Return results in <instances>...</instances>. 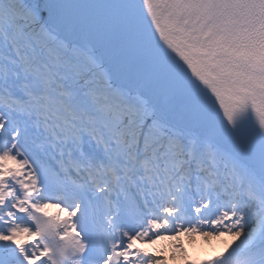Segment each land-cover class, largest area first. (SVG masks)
Wrapping results in <instances>:
<instances>
[{
  "label": "rangeland",
  "instance_id": "374dc122",
  "mask_svg": "<svg viewBox=\"0 0 264 264\" xmlns=\"http://www.w3.org/2000/svg\"><path fill=\"white\" fill-rule=\"evenodd\" d=\"M10 2L13 3L11 8L3 5V0H0V88L1 85H5L4 81L11 79L19 72V67L23 71L38 60L43 61L41 69L46 70L39 72V75L43 76L39 81L41 82L43 79L45 81L38 82L37 88L50 98L42 99L43 106L40 108L35 106V112L49 113L50 116L57 115L60 124L68 120L67 116L71 109L77 114H95L97 117L86 122V126L91 129L95 126L103 127L102 136L97 135L102 141L103 151L110 152L114 157L119 153L127 155L126 161L123 162L126 167L133 166L135 153L138 152L142 162L140 165L145 167L146 171L152 170L156 173L157 176L149 183V187L153 189V197L156 199L155 206L151 207L153 214L148 222L154 232L148 237L140 236L138 233L128 242L139 249H146L147 255L142 264H164L165 261L167 264H184L190 250L196 248L202 250L203 247L227 243L230 239H241L252 228H256L255 226L260 223L263 217V206L259 202L258 195L251 188L242 187L230 172L225 173L224 170L216 168L211 161L209 152H205L199 158L191 159L190 149L184 145L183 148L176 140L160 142L156 138L154 139L152 137L154 131L151 126L147 127V132L144 135L139 133L136 130L140 118L139 109L120 107L118 109L124 113V117L121 118L120 114H115L114 107H106L104 110L99 108L98 106L105 101L121 102L120 98L114 97L116 93L108 95L103 91L106 84L104 72L93 73L90 71L92 67L87 60L72 55H63L60 50L64 46L61 42L54 41L47 29L41 26L38 19L28 10V6L23 3V0H10ZM12 16H18L21 22L18 21V24L14 25V30L10 31ZM65 50L71 53L74 49L66 48ZM56 78H58L57 82L54 80ZM22 88L24 89V85ZM3 92L2 88L0 94ZM144 93L146 95L147 90ZM99 95H103V97L99 98ZM1 98L2 96H0V100ZM60 114L62 116H59ZM73 124L69 120L65 126L70 128ZM73 140L74 144H78L79 139L76 136H73ZM159 143H165L166 147H169L166 149L167 151L163 152V156L155 155V149H149L147 154L144 153L149 146ZM172 147H176L177 151ZM176 153L180 154L178 158L175 157ZM9 156L7 151L5 153L0 151V166H2L4 158ZM193 162L202 165V169L207 170L209 179L193 173L189 167ZM183 165H186V172L172 174L174 170ZM217 185L219 187L216 190ZM170 189L173 191L165 198L163 191L168 192ZM228 194H231L232 197L225 201L224 197ZM237 197H239L238 200H236ZM244 197L255 200L257 204V209L250 214L251 217L242 215L239 209V204ZM167 202L171 209L164 214L168 221L165 227L170 231L214 228L220 229L221 234L217 239L209 241L196 237L194 242H186L184 244L185 258L178 262L176 259L170 260L165 235L161 231L164 226H158L160 220L158 207ZM51 204L55 206L54 203ZM191 205L194 208L189 217L187 216L189 218L187 221L184 212L186 207ZM0 208L6 210V205L1 204ZM249 226V229L243 230ZM240 230H243L240 237H228L227 235L229 231L240 232Z\"/></svg>",
  "mask_w": 264,
  "mask_h": 264
},
{
  "label": "bare ground",
  "instance_id": "6f19581e",
  "mask_svg": "<svg viewBox=\"0 0 264 264\" xmlns=\"http://www.w3.org/2000/svg\"><path fill=\"white\" fill-rule=\"evenodd\" d=\"M28 6V10L32 12L34 17L38 19L39 24L43 26L42 14L40 8L35 0H23ZM48 31L54 35V32L47 25ZM56 35H54L55 37ZM77 45L71 53L65 52L64 48L60 52L67 56L80 57L90 63V69L93 73L104 72L106 76V68L100 64L103 62V57L99 53L98 46L94 44L93 40L89 37H80L76 40ZM43 61H37L34 65L29 66L28 69L23 70L19 67L16 75L11 79L4 81V86L1 85L0 89H4L3 94L13 96L15 99L22 100V109L17 111L13 110L19 106L21 102H15L9 106L6 103L0 102V151L4 153L9 151L12 142H4L2 140V131L5 128H13V139L20 136V139L25 142L33 135L41 137L42 141L48 137L58 138V135L52 127L57 122L51 119L45 121L42 117L45 115L35 113L33 110L34 104L30 101L36 94L34 86L32 85L34 79L31 78L34 70L39 66H43ZM24 83H28L26 88H22ZM103 91L114 97L121 99L120 107H127L129 109H139L140 118L136 126V130L142 135L145 134L148 126L153 129L152 137L161 142H170L176 140L180 146L189 148L191 151L190 158L195 159L203 156L205 152H209L211 161L219 170H224L232 174V177L237 183H241L242 187L251 188L260 199V204L263 206V217L260 223L252 228L244 238L230 239L227 243H219L210 247H203L202 250L196 248L190 250L188 258L184 264H231L253 256L255 253L263 252L264 250V158L250 149L246 141L238 136H234L230 132L219 133L217 131H204L199 129L196 123H192L190 128L186 126H178L175 122L167 119L160 111L153 109L144 93L145 88L138 87L132 84L130 89L118 88L112 89L109 83L104 85ZM88 100V99H86ZM29 102V104L27 103ZM28 106V107H27ZM27 107V108H26ZM100 107V106H99ZM14 111V112H13ZM32 118V120H31ZM77 124L85 123L88 117H76ZM27 122H33V127ZM75 135L80 139L86 140V145L90 152L97 151L100 155L98 162H105L104 166L110 169L117 170L118 179L111 185L112 191L117 192L123 182L133 180L136 187H138L139 196L144 200L145 208L149 210L143 224L140 225L138 233L140 236L148 237L154 232L153 227L148 225L151 218L150 208L156 203L153 197V189L149 187V183L157 175L155 172H147L144 167L135 166L131 170L132 165H126L121 168L116 165L117 160L122 159L121 162L126 161L127 155L119 153L115 157L110 152H105L102 149V141L97 135L102 136L101 127L97 132L89 133V129L84 125L77 126ZM64 138V137H63ZM61 141L58 142V144ZM49 143L47 150L43 154V158H58L63 157L67 162L78 161L80 159L78 149L71 141L65 145H58ZM184 145V146H183ZM88 161L87 159H83ZM97 162V163H98ZM125 178V180H124ZM99 180H104L101 175ZM91 181L89 182V184ZM108 189L105 186L104 189ZM46 201L44 192L41 190V185L33 180L32 175L24 167L23 162L17 160L15 155L12 158L5 157L2 166H0V206L6 205V210L0 208V248L6 249L8 254L12 256L13 262L11 264H44L43 258L40 257L41 251L37 246L35 239V232L29 222V213L31 209L42 211L45 213H54L56 215L66 214L73 219L75 212L71 213L64 207H58L49 204ZM185 218L189 217L190 212L185 210ZM189 221V218H187ZM122 250V264H142L146 257V249L142 250L128 241L124 243ZM249 255V256H248ZM248 256V257H246ZM164 264H167L165 261Z\"/></svg>",
  "mask_w": 264,
  "mask_h": 264
},
{
  "label": "trees",
  "instance_id": "16d2710c",
  "mask_svg": "<svg viewBox=\"0 0 264 264\" xmlns=\"http://www.w3.org/2000/svg\"><path fill=\"white\" fill-rule=\"evenodd\" d=\"M3 3L10 6V3L7 0H3ZM12 5V4H11ZM16 20V19H15ZM239 197L236 198L238 200ZM239 209L241 210L242 215H246L251 217V213L254 212L257 209V204L255 203V200L249 199V198H242ZM250 226L245 229L244 231L249 229ZM229 231L227 233L228 237L234 236V237H240L242 235V231ZM221 234V232H214V230H196L184 233L183 231H175L174 233H167L166 234V246L167 250L170 253V260H175L176 262L182 261L185 258L186 252L184 248V244L186 242H194L196 237H200L202 240L209 241L213 239H217L218 235Z\"/></svg>",
  "mask_w": 264,
  "mask_h": 264
}]
</instances>
